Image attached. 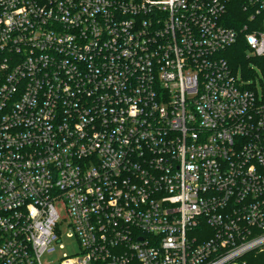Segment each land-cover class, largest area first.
Segmentation results:
<instances>
[{
    "label": "built area",
    "instance_id": "obj_1",
    "mask_svg": "<svg viewBox=\"0 0 264 264\" xmlns=\"http://www.w3.org/2000/svg\"><path fill=\"white\" fill-rule=\"evenodd\" d=\"M240 37L264 55V0H0V264H43L59 221L60 264H260Z\"/></svg>",
    "mask_w": 264,
    "mask_h": 264
},
{
    "label": "rangeland",
    "instance_id": "obj_2",
    "mask_svg": "<svg viewBox=\"0 0 264 264\" xmlns=\"http://www.w3.org/2000/svg\"><path fill=\"white\" fill-rule=\"evenodd\" d=\"M244 55L246 58L248 59H253L256 56H254L249 50L245 49L244 50ZM247 67L248 68H253L255 70L256 76V82L254 81L255 79L253 78H249L247 76H243L242 75V71L237 70L236 74L237 77L239 78V80L246 85H251L252 87H254L259 93L262 92V87H261V82L264 83V78H263V74L262 71L260 69V67L255 64L254 62L249 61L247 63ZM58 233L61 236V241L60 242H55L54 246H55V250L52 252H45L42 257L41 260L43 262V264H60V259L62 258V254L64 252L68 253V254H73L77 251V241L74 237H68L66 235L67 232V225H66V221H59L58 224V228H57ZM63 244V247L60 248L59 245ZM255 261L260 264L264 263V250L262 252H259L256 254L255 256Z\"/></svg>",
    "mask_w": 264,
    "mask_h": 264
},
{
    "label": "trees",
    "instance_id": "obj_3",
    "mask_svg": "<svg viewBox=\"0 0 264 264\" xmlns=\"http://www.w3.org/2000/svg\"><path fill=\"white\" fill-rule=\"evenodd\" d=\"M245 49L246 46L244 40L242 39V37H240L234 45L228 47L224 51L223 55L228 60L234 72H236L240 68L243 76L245 75L249 78L255 79L256 76L255 70L253 68L247 67V63L251 61L260 67L264 78V55L256 56L253 59H248L244 55ZM261 87L264 88V83L262 82H261Z\"/></svg>",
    "mask_w": 264,
    "mask_h": 264
}]
</instances>
